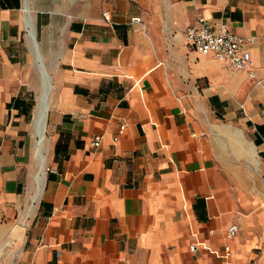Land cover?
<instances>
[{"label": "crops", "instance_id": "crops-1", "mask_svg": "<svg viewBox=\"0 0 264 264\" xmlns=\"http://www.w3.org/2000/svg\"><path fill=\"white\" fill-rule=\"evenodd\" d=\"M160 3L27 0L53 78L36 194L25 0H0V264H264V0ZM199 17L254 38L245 69L187 45Z\"/></svg>", "mask_w": 264, "mask_h": 264}, {"label": "built area", "instance_id": "built-area-1", "mask_svg": "<svg viewBox=\"0 0 264 264\" xmlns=\"http://www.w3.org/2000/svg\"><path fill=\"white\" fill-rule=\"evenodd\" d=\"M103 15L106 17V12ZM132 20L140 19L133 17ZM184 38L192 50L200 55L211 54L215 59L224 62L231 70H243L250 64L249 45L254 38L234 33L224 23L212 26L206 19L199 17L184 29ZM123 127V125L120 126V130ZM100 142L101 136L96 135L92 140V146L99 147ZM236 231L237 226L231 225L226 234L228 237H233ZM189 249L195 251V244H191ZM230 253V247L225 246L224 255L229 256Z\"/></svg>", "mask_w": 264, "mask_h": 264}, {"label": "bare ground", "instance_id": "bare-ground-1", "mask_svg": "<svg viewBox=\"0 0 264 264\" xmlns=\"http://www.w3.org/2000/svg\"><path fill=\"white\" fill-rule=\"evenodd\" d=\"M24 10L23 24L27 33L26 43L37 75L35 104L30 123V132L33 138L32 159L36 165L33 181L36 183L37 194L41 191L45 181L47 153L50 148V139L46 136V128L52 100V82L36 39L34 19L29 11L27 0H25Z\"/></svg>", "mask_w": 264, "mask_h": 264}, {"label": "rangeland", "instance_id": "rangeland-1", "mask_svg": "<svg viewBox=\"0 0 264 264\" xmlns=\"http://www.w3.org/2000/svg\"><path fill=\"white\" fill-rule=\"evenodd\" d=\"M138 5L143 9V11L147 14H149V17H153L154 13L156 12L155 9L160 6V1L161 0H137ZM160 18V17H159ZM161 28H165V18L162 17L159 19ZM25 33V32H24ZM174 38V35L172 36ZM23 44L25 45V50L27 54H29V61L23 64L24 70H25V81L27 82L28 86V92L27 95L29 97V100L31 102V109H30V116H29V122L28 126L30 127L31 119H32V113H33V107L35 104V95H36V86H37V75L36 71L34 69L33 63H32V56L29 50V47L26 43V40H23ZM48 73L51 75V82L53 80L52 78V64L46 63ZM46 136L49 138V131H48V123H47V128H46ZM34 169L36 170V165L34 164Z\"/></svg>", "mask_w": 264, "mask_h": 264}, {"label": "trees", "instance_id": "trees-1", "mask_svg": "<svg viewBox=\"0 0 264 264\" xmlns=\"http://www.w3.org/2000/svg\"><path fill=\"white\" fill-rule=\"evenodd\" d=\"M17 5H18V4H17ZM29 107L31 108V102H30V104H29ZM26 109H28V107H27Z\"/></svg>", "mask_w": 264, "mask_h": 264}]
</instances>
